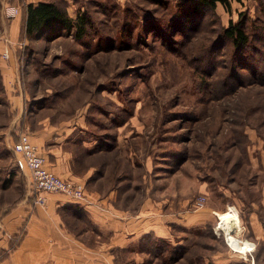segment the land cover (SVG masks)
I'll return each instance as SVG.
<instances>
[{
    "label": "rangeland",
    "instance_id": "1",
    "mask_svg": "<svg viewBox=\"0 0 264 264\" xmlns=\"http://www.w3.org/2000/svg\"><path fill=\"white\" fill-rule=\"evenodd\" d=\"M58 2L90 22L80 40L16 43L14 93L23 100L10 104L0 83V177L8 169L28 176L12 149L18 133L29 132L24 113L32 125L38 117L73 118L84 126L82 138L96 140L85 164H96L98 174L86 191L102 197L111 189L113 205L128 215L143 206L142 215L165 217L166 233L148 230L109 247V236L86 232L96 228L83 214L81 222L67 218L84 228L89 245L103 244L95 260L247 264L252 252L264 264V227L257 236L252 226L264 224V0H232L230 11L184 0ZM239 13L249 36L242 48L223 35ZM229 209L237 212L232 234L252 242L250 250L237 251L216 230Z\"/></svg>",
    "mask_w": 264,
    "mask_h": 264
},
{
    "label": "crops",
    "instance_id": "2",
    "mask_svg": "<svg viewBox=\"0 0 264 264\" xmlns=\"http://www.w3.org/2000/svg\"><path fill=\"white\" fill-rule=\"evenodd\" d=\"M37 1L0 0V36L10 42V47L0 45L1 52L8 51L7 58L0 57V83L13 106L17 105V102L20 105L23 100L22 92L14 93L20 88L19 81H16L18 60L15 59L14 51L17 42L27 40L23 28L25 5ZM7 5L19 7L16 15H5L3 9ZM24 116L25 113L21 119L22 126L29 129V138L40 148L49 170L84 186L86 181L97 176L96 164H85L89 155L97 153L96 140L82 138L84 126L78 120L68 118L55 122L51 121L49 116H44L38 117L32 125L31 122L24 123ZM83 154L86 158H83ZM1 175L0 224L7 234L0 232V264H110L107 259L103 263L93 257L97 253V247L103 244L89 245L82 238L84 228H74L66 224V219L73 216L82 221L80 214L96 228L89 225L86 232L109 236L105 241L108 247L118 244L123 246L126 240L136 239L148 230L154 231L155 234L160 231L167 232L161 228L165 218L161 214L142 215V206L136 214L128 215L123 209L115 207L114 190H108L102 197L99 196V191H86L85 201H76L62 193L46 192L45 204L33 205L28 190V178L18 179L16 174L11 173V169ZM148 216L150 218L145 220ZM168 216L169 220L173 218L171 214ZM256 223L253 222L252 226L258 236L263 233V228L260 222ZM238 238L240 241L247 240L245 236ZM252 261L254 262V259Z\"/></svg>",
    "mask_w": 264,
    "mask_h": 264
},
{
    "label": "trees",
    "instance_id": "3",
    "mask_svg": "<svg viewBox=\"0 0 264 264\" xmlns=\"http://www.w3.org/2000/svg\"><path fill=\"white\" fill-rule=\"evenodd\" d=\"M188 2H197L210 9L217 4H221L226 11L231 9L232 0H184ZM241 2V0H235ZM25 21L23 24L25 35L28 39L49 40L61 35L71 34L80 40L86 33V27L89 19L85 13L77 12L74 17L66 11V7L60 4L58 0H38L36 3L28 2L25 5ZM223 35L230 39L236 48L245 47L249 43V36L245 30L242 20V13L238 14V19L228 20V24L223 28ZM264 227V224L262 223ZM252 252L247 254L244 259L247 264H252L254 259ZM255 260V259H254Z\"/></svg>",
    "mask_w": 264,
    "mask_h": 264
},
{
    "label": "built area",
    "instance_id": "4",
    "mask_svg": "<svg viewBox=\"0 0 264 264\" xmlns=\"http://www.w3.org/2000/svg\"><path fill=\"white\" fill-rule=\"evenodd\" d=\"M17 12V6L7 5L4 7V13L8 17H13ZM1 39L3 38L0 37V41ZM1 57L7 58L8 51H2ZM12 149L15 155L21 160L23 167L27 170L28 190L33 205H44L46 202V192L62 193L76 201H85L87 199L84 184L71 178L62 177L46 167L45 158L40 148L30 140L29 134L26 131L18 133ZM204 199V196L198 198L195 202L196 207L202 206ZM216 230L219 232L222 231V229L218 228ZM0 232L3 235L7 234L4 229H1V224ZM251 263L254 264L252 259Z\"/></svg>",
    "mask_w": 264,
    "mask_h": 264
},
{
    "label": "bare ground",
    "instance_id": "5",
    "mask_svg": "<svg viewBox=\"0 0 264 264\" xmlns=\"http://www.w3.org/2000/svg\"><path fill=\"white\" fill-rule=\"evenodd\" d=\"M219 229L225 233L226 241L232 248L236 249L237 251L243 252L247 249V247L252 246V242L250 243L249 240H238L233 234L232 231L237 226V212L234 209H229L224 213L219 214ZM216 226V225H215ZM253 248V247H251Z\"/></svg>",
    "mask_w": 264,
    "mask_h": 264
}]
</instances>
